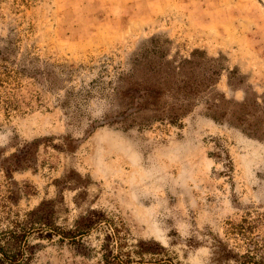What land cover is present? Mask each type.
Listing matches in <instances>:
<instances>
[{"label": "rangeland", "instance_id": "374dc122", "mask_svg": "<svg viewBox=\"0 0 264 264\" xmlns=\"http://www.w3.org/2000/svg\"><path fill=\"white\" fill-rule=\"evenodd\" d=\"M203 58L220 75L177 120L181 95L134 91L167 72L197 83ZM254 97L264 106V0H0V230L40 204L65 229L95 209L172 264H264V139L207 108ZM30 227L24 264H98L103 231L81 251Z\"/></svg>", "mask_w": 264, "mask_h": 264}, {"label": "trees", "instance_id": "16d2710c", "mask_svg": "<svg viewBox=\"0 0 264 264\" xmlns=\"http://www.w3.org/2000/svg\"><path fill=\"white\" fill-rule=\"evenodd\" d=\"M197 51L193 52L192 57ZM214 58H203L200 80L195 83L191 77L180 83L175 78L176 72H167L160 81L147 83L134 91L143 95L157 99L166 92L181 95L186 102L167 108L168 118L177 120L183 114L191 110L192 98L202 97L211 86L215 84L220 75V67H217ZM193 61L186 60L185 65L191 66ZM136 69V68H135ZM182 67L177 66L179 71ZM173 76L169 81V77ZM164 85V87H163ZM153 109L162 110L164 104H151ZM148 108L139 104L133 105L128 110H141ZM207 108L211 111L212 119L228 126L238 127L246 134L264 139V106L257 102L256 98H246L243 102L237 103L225 98L217 99L207 103ZM217 151L214 156L225 160L227 165H231V159L227 150L221 144H215ZM16 165V164H14ZM6 170L9 169L7 166ZM41 222V232L39 237L43 240H67L77 250L82 251L85 247L82 238L92 229L103 231L102 239L98 247V264H172L163 258L166 248L155 240H138L134 244H128L127 232L123 226H116L112 219H109L101 210L90 209L85 214L77 217L70 228L65 229L58 225L52 211L45 204H40L38 208L28 211L23 222L12 221L10 226L0 230V264H24L31 259L35 252V245L26 242V234L35 219ZM29 229L27 232L25 229ZM90 251H92L90 249ZM82 253V252H81ZM84 254V252H83ZM148 256L149 258H146Z\"/></svg>", "mask_w": 264, "mask_h": 264}]
</instances>
